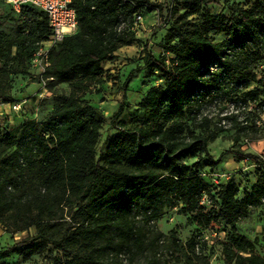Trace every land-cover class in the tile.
<instances>
[{"label":"trees","instance_id":"obj_1","mask_svg":"<svg viewBox=\"0 0 264 264\" xmlns=\"http://www.w3.org/2000/svg\"><path fill=\"white\" fill-rule=\"evenodd\" d=\"M168 2L160 18L159 26L167 31L160 52L155 55L147 49L142 55L146 75L159 72L162 84L148 87L141 97V123L119 124L124 104L118 106L111 121L119 131L98 152L107 117L82 94L106 82L102 62L115 60L121 47L138 43L133 21L154 5L150 0H71L77 30L51 48L50 65L42 74L44 79L67 82L68 93L55 97V105L40 123L25 122L0 133V222L16 224L15 230L34 226L36 231L7 245L3 257L25 244L31 252H43L44 234L52 228L48 220L65 205H76L74 215L79 219L66 243L82 252L65 251L68 257L57 264H135V258L162 236L149 240L139 222L158 220L164 209L179 207L202 228L218 219L235 230L249 207L264 202V159L233 149L214 159L207 149L208 140L224 131L226 123L234 130L233 143L249 128L255 130L248 124L252 113L247 111L242 120L238 112L224 114L213 128L212 118L202 114L206 104L225 96V87H230L228 97L236 106L264 104V89H259L264 80L254 71L264 59V0H255L247 9L232 6L231 16L203 12L217 0ZM0 3L19 15L12 34L0 30V62L15 63L41 80L31 60L51 33L45 12L31 4L15 12L4 0ZM178 8L183 10L179 15ZM194 15H201L198 23ZM213 35L223 37L213 40ZM251 82L256 85L239 95V87L247 88ZM3 88L0 79V103H8L13 96ZM227 154L254 159L262 165V176L241 199L238 188L227 180L216 191L217 214L203 213L201 200L212 195L199 175L200 160L215 167ZM195 155L198 159L192 165L184 164L183 159ZM256 240L236 235L231 244L223 245L225 261L264 264V254L252 251ZM170 241L179 246L176 237ZM205 243L192 236L185 247L195 253Z\"/></svg>","mask_w":264,"mask_h":264},{"label":"rangeland","instance_id":"obj_2","mask_svg":"<svg viewBox=\"0 0 264 264\" xmlns=\"http://www.w3.org/2000/svg\"><path fill=\"white\" fill-rule=\"evenodd\" d=\"M150 1L154 5L153 8L141 11L142 21L135 30L139 39L138 43L118 49L116 61L105 66L106 82L100 86H92L89 91L82 94L83 99L98 107L107 117L100 129L98 152L103 151L109 137L119 131L111 121V115L118 106L121 103L124 104L119 124L133 127L135 123H141L142 111L138 109V103L145 91L152 85L162 84L159 72L151 77L146 75L147 72L142 67V55L147 49L155 55L160 52L165 36H167L165 28L159 26L162 24L160 18L163 17L164 9L169 2L168 0ZM254 2L255 0H217V4L204 6L203 12L215 16H231L230 7L238 6L247 9ZM160 5L163 8L159 9ZM182 11L178 8L177 15ZM157 13L160 15L157 16ZM18 18L17 13H13L7 5L0 3V30L12 34L13 22ZM192 19L198 23L201 15H194ZM222 37V35H213L212 39L219 40ZM12 52H15V48ZM254 71L256 78L262 77L264 80V59L254 66ZM0 79L3 90L13 96L10 102L0 103V133L11 131L21 123H40L55 105V97L67 94L69 91L67 82L45 78L43 84L28 69L24 70L15 63L3 65L0 62ZM126 79H128L127 83H125ZM255 85L251 82L247 88L239 87L238 94L240 95L241 91L251 89ZM259 89L264 88L260 86ZM224 90L225 96L203 107L202 114L212 118L210 127H216L224 114L238 112L239 119L242 120L245 113L250 111L252 117L248 124L255 125L256 129L249 128L246 134L241 135L238 142L233 143L234 130L226 123L224 131L208 140L209 154L215 159L223 150L233 149L264 159V104L250 103L244 108L236 106L232 102V97H228L232 92L230 87H225ZM24 99L26 101L21 104L20 109H15L14 104ZM197 159L195 155L183 159V162L190 166ZM204 161L205 158L200 160L198 172L204 184L210 189L212 197L203 196L201 200L203 213L217 214L216 191L227 180L230 179L238 188V198L241 199L244 194L251 191L257 179L262 176V165L252 158L238 160L232 154H227L215 167L204 165ZM75 210L76 205H65L63 209L56 211L53 219L48 220L52 228L47 229L44 234L46 249L43 252H31L27 248L28 244H25L15 246L8 256L3 257L1 251L7 245H13L19 240L34 236L36 231L34 226L24 230H15L16 224L0 222V261H5L6 264H57L68 257L65 251L81 253L82 249L66 243V238L78 225L79 219L74 215ZM139 225H142L149 240L159 233L162 236L156 245H148L147 250L135 258V264H229L225 261L222 248L225 243L231 244L236 235H242L249 240L256 238L252 251L260 256L264 254V202L260 206L249 207L246 214L237 222L235 230L218 219H214L208 226L202 228L189 213L179 212V207L164 209L163 215L158 220L151 221L149 224L140 221ZM173 236L178 239L179 246L171 243L170 239ZM192 236L199 241H206L202 244V249L196 250L195 253L189 252L185 247L186 242ZM39 240H35L34 243ZM61 246L64 248L62 249Z\"/></svg>","mask_w":264,"mask_h":264},{"label":"built area","instance_id":"obj_3","mask_svg":"<svg viewBox=\"0 0 264 264\" xmlns=\"http://www.w3.org/2000/svg\"><path fill=\"white\" fill-rule=\"evenodd\" d=\"M15 12H19L22 5L31 4L45 12L51 33L47 40L43 41L35 51L31 60V67L41 76V82L45 79L42 74L50 65L49 52L52 47L62 41L63 37L77 30V18L75 10L70 6L71 0H4ZM142 21V16L137 15L133 21L132 29H137ZM161 21V19H160ZM158 21V22H160ZM26 99L14 104L15 109H20Z\"/></svg>","mask_w":264,"mask_h":264},{"label":"crops","instance_id":"obj_4","mask_svg":"<svg viewBox=\"0 0 264 264\" xmlns=\"http://www.w3.org/2000/svg\"><path fill=\"white\" fill-rule=\"evenodd\" d=\"M116 59H117V58H116ZM116 59L113 60V61H104V62H102V64H101V65H102V68L105 70V69H106L105 66H106L107 64H109V63H112V62L116 61Z\"/></svg>","mask_w":264,"mask_h":264}]
</instances>
